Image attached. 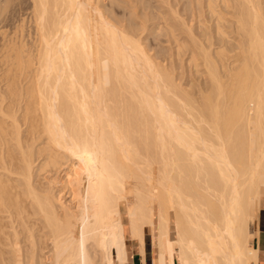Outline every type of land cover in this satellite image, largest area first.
Here are the masks:
<instances>
[{
	"label": "bare ground",
	"instance_id": "bare-ground-1",
	"mask_svg": "<svg viewBox=\"0 0 264 264\" xmlns=\"http://www.w3.org/2000/svg\"><path fill=\"white\" fill-rule=\"evenodd\" d=\"M32 2L33 30L23 22L4 39L0 96L26 101L28 136L46 144L22 149L0 102V264H112L126 232L143 242L147 228L155 264H257L264 0H173L170 20L157 11L187 56L186 87L100 0ZM67 161L65 179L41 177Z\"/></svg>",
	"mask_w": 264,
	"mask_h": 264
},
{
	"label": "rangeland",
	"instance_id": "rangeland-1",
	"mask_svg": "<svg viewBox=\"0 0 264 264\" xmlns=\"http://www.w3.org/2000/svg\"><path fill=\"white\" fill-rule=\"evenodd\" d=\"M173 0H100V5L104 8L109 18L121 26L122 28L130 30L135 28V34L139 36L144 47L156 62L162 65H168V70L174 72L175 76L179 78L180 82L186 87L191 79L188 67L186 64L187 56H175V44H173L168 36L167 29H160L162 19L155 14L161 12L168 20H170L169 4ZM33 12L32 0H0V78L5 73V67L1 65V52L3 49L4 39L6 37L15 35L21 28L23 22L25 23L24 32L27 33L33 30V24L30 22ZM173 61V63H172ZM178 66L175 67L174 66ZM174 66V67H173ZM176 68V69H175ZM4 92V82H0V93ZM6 91V90H5ZM6 95V92H5ZM0 96V102L2 101ZM10 99L8 96L2 103L3 107H9ZM22 102V103H21ZM19 101L18 104L10 106L15 118L21 125V146L22 149H42L45 147L46 140L41 138L38 134L29 135V121H24V105L26 101ZM14 104V103H13ZM6 105V106H5ZM10 108V107H9ZM14 109V111H13ZM7 110V108H5ZM8 111V110H7ZM12 115V116H13ZM8 121H10L8 119ZM11 122V121H10ZM26 122V123H25ZM16 140L11 144L16 148ZM3 149H7L4 145ZM38 154H36L37 156ZM36 165H41L43 156L35 157ZM43 161V160H42ZM71 161H67L63 165L60 164L58 168L49 167L41 172V177L46 181L49 177H57L60 175L65 179L64 167L69 166ZM72 164V163H71ZM65 170V171H63ZM57 172V174L55 173ZM56 175V176H55ZM11 176H16L12 174ZM14 179L17 177H13ZM134 182H128V190L131 197L134 193ZM123 209V216L126 221V229H128V217L126 214L127 201L121 202ZM127 233V232H126Z\"/></svg>",
	"mask_w": 264,
	"mask_h": 264
},
{
	"label": "crops",
	"instance_id": "crops-1",
	"mask_svg": "<svg viewBox=\"0 0 264 264\" xmlns=\"http://www.w3.org/2000/svg\"><path fill=\"white\" fill-rule=\"evenodd\" d=\"M120 207L121 210L123 211L122 205H120ZM253 231H254V237L252 239V246L256 250L258 249L257 264H264V207H262L259 210L258 217L253 223ZM145 234H144V240L142 242L139 239L137 240V238H129V233L127 231L125 259L121 261L117 256V250L114 249L113 250L114 257H112V264H155V250H154L153 242L151 240L152 233L150 229L147 228ZM141 248L143 249L144 252L142 251ZM101 264H109V263L103 262ZM175 264H178V262L175 261Z\"/></svg>",
	"mask_w": 264,
	"mask_h": 264
},
{
	"label": "trees",
	"instance_id": "trees-1",
	"mask_svg": "<svg viewBox=\"0 0 264 264\" xmlns=\"http://www.w3.org/2000/svg\"><path fill=\"white\" fill-rule=\"evenodd\" d=\"M124 212V211H123Z\"/></svg>",
	"mask_w": 264,
	"mask_h": 264
}]
</instances>
